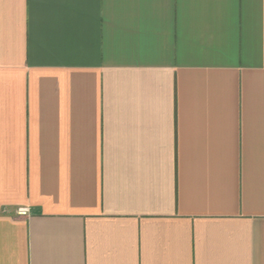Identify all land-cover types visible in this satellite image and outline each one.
Instances as JSON below:
<instances>
[{
  "label": "crops",
  "instance_id": "obj_1",
  "mask_svg": "<svg viewBox=\"0 0 264 264\" xmlns=\"http://www.w3.org/2000/svg\"><path fill=\"white\" fill-rule=\"evenodd\" d=\"M0 264H264V0H0Z\"/></svg>",
  "mask_w": 264,
  "mask_h": 264
},
{
  "label": "built area",
  "instance_id": "obj_2",
  "mask_svg": "<svg viewBox=\"0 0 264 264\" xmlns=\"http://www.w3.org/2000/svg\"><path fill=\"white\" fill-rule=\"evenodd\" d=\"M27 213H28V211L26 209L20 210V214H22V215H26Z\"/></svg>",
  "mask_w": 264,
  "mask_h": 264
}]
</instances>
